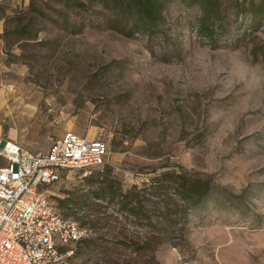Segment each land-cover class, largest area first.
Returning <instances> with one entry per match:
<instances>
[{"label":"rangeland","instance_id":"obj_1","mask_svg":"<svg viewBox=\"0 0 264 264\" xmlns=\"http://www.w3.org/2000/svg\"><path fill=\"white\" fill-rule=\"evenodd\" d=\"M83 1L0 0V48L18 90L0 112V138L46 150L71 130L107 144L103 166L47 187L86 230V242L61 247L71 251L63 264H264V0H169L156 33L130 36L106 25L99 2ZM167 169L210 188L184 217L151 212L163 241L150 258L133 249L147 229L94 199L87 178L102 170L126 189ZM146 196L163 210V197Z\"/></svg>","mask_w":264,"mask_h":264},{"label":"built area","instance_id":"obj_2","mask_svg":"<svg viewBox=\"0 0 264 264\" xmlns=\"http://www.w3.org/2000/svg\"><path fill=\"white\" fill-rule=\"evenodd\" d=\"M107 144L65 130L46 150L28 151L0 140V264H63L60 248L82 240L86 230L64 219L47 193L66 172L99 168Z\"/></svg>","mask_w":264,"mask_h":264},{"label":"trees","instance_id":"obj_3","mask_svg":"<svg viewBox=\"0 0 264 264\" xmlns=\"http://www.w3.org/2000/svg\"><path fill=\"white\" fill-rule=\"evenodd\" d=\"M73 8H85L86 3L83 0H65ZM169 0H96L101 5L103 15L106 19V25L112 30H115L123 35L130 36L138 31H144L147 34L156 33L159 29L161 20L163 18V11ZM203 4H212L214 0H199ZM94 2V1H92ZM33 6V0H30V6ZM67 5V4H66ZM3 19V17L0 15ZM199 33L202 36H210L212 31L205 27V17L199 19ZM4 25V21H3ZM8 33L7 28L3 26V31L0 34V40ZM106 167V172H107ZM89 182L98 184L94 191V199H100L107 204L117 205V212L120 216H131L138 225H143L146 230V235L142 241L133 242L134 251L141 253L146 251L153 257V253L157 247L162 243L163 237L159 236L160 227L151 220V212L158 210L157 214L167 217L169 221H174L171 218L172 213H178L180 217L186 216V209L199 203L207 194L210 188V181L202 178H194L186 170H170L167 169L162 172L142 181L141 186L135 184L126 189H122L119 182L109 174L102 176V170L90 173ZM173 190V196L168 198L163 194L169 190ZM169 193V191H168ZM146 194L154 195L161 199L163 203L162 209L152 208L151 203ZM80 200L82 206H86V202L82 195H76ZM171 197V198H170ZM171 199V200H170ZM73 198L67 194L64 198L59 200V207L67 209ZM98 205V204H96ZM170 206H173L171 208ZM65 219L68 214L62 215ZM81 218H84L83 216ZM93 227L91 221L88 223ZM159 227V228H158ZM82 239L77 242H86ZM64 248H60L63 252Z\"/></svg>","mask_w":264,"mask_h":264},{"label":"crops","instance_id":"obj_4","mask_svg":"<svg viewBox=\"0 0 264 264\" xmlns=\"http://www.w3.org/2000/svg\"><path fill=\"white\" fill-rule=\"evenodd\" d=\"M3 26H4L3 25V19L0 17V34L3 31ZM8 71H9V68L3 61V52L0 48V112L5 111V109L7 107L8 100H10V98L14 97L16 95V92L18 91L17 87H15V85L10 84V82L8 80V74H7ZM0 139H2V138H0ZM7 139L12 140L16 143H18L17 139H19V141L21 143L23 142V140H21V138H17V137H15V135L8 136ZM21 147H23V146L21 145ZM24 149L31 151L27 148H24Z\"/></svg>","mask_w":264,"mask_h":264}]
</instances>
